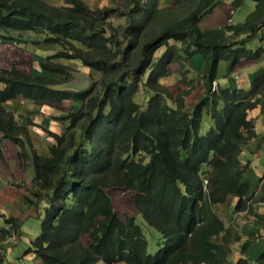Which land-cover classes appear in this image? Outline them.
<instances>
[{
    "label": "trees",
    "instance_id": "obj_1",
    "mask_svg": "<svg viewBox=\"0 0 264 264\" xmlns=\"http://www.w3.org/2000/svg\"><path fill=\"white\" fill-rule=\"evenodd\" d=\"M122 1L91 7L84 0H0L2 38L34 32L43 35L35 43L60 46L45 57L37 50L40 71L28 75L16 63L0 71V131L19 147L21 163L32 161V194L47 204L29 252L41 264H232L241 236L214 206L237 196L236 209L243 211L253 201L252 182L244 176L250 161L241 168L242 153L257 138L250 112L264 110V71L250 90L219 83L215 89V82L221 62L230 78L241 60L264 55V47H247L264 26V0H251L255 8L245 21L207 30L200 23L220 0L167 7L161 0ZM115 18L123 22L115 25ZM199 54L204 91L190 109L192 89L174 96L161 79L173 64L185 67ZM62 59L79 60L100 78L84 91L58 88L77 72ZM141 87L151 94L147 110L137 101ZM16 98L55 108L70 104L57 117L63 127L48 155L35 151L31 121L17 120L7 107ZM115 187L134 191L136 209L160 235L156 251L136 218L117 214L109 193ZM15 222L7 218L9 227L0 228V245L13 232L8 228L17 229ZM249 245L248 239L243 251Z\"/></svg>",
    "mask_w": 264,
    "mask_h": 264
},
{
    "label": "rangeland",
    "instance_id": "obj_2",
    "mask_svg": "<svg viewBox=\"0 0 264 264\" xmlns=\"http://www.w3.org/2000/svg\"><path fill=\"white\" fill-rule=\"evenodd\" d=\"M44 1L54 5L64 4V0ZM84 1H86L91 7H115L123 4L122 0ZM161 1V7L176 4L180 5L183 3V0ZM232 1L233 0H220L215 8L217 9L221 7L220 10L223 8V13H225L223 19L220 17L216 25L217 27L232 26L243 22L246 20L249 13L255 8V3L251 0H246L239 8H235ZM112 22L115 25H118L120 22H123V19L115 18ZM208 23L211 24L213 22ZM26 33H20V36H17L16 39L18 44H15L12 41L13 44L17 47H23L22 43L29 44V41L26 39H30V37L26 36ZM28 34H31L34 38V40L31 41L32 44L29 45V48L38 47L41 57L52 55L60 49V46L57 44L48 45L43 42V44L35 43V40H39V42L42 41L43 35L40 33L31 32ZM230 35L231 38L235 40L242 37L232 33H230ZM247 47L251 49L264 47V26L261 27V31L258 36L254 40L248 42ZM164 50L165 47L159 49L156 52V56L160 57ZM198 56L202 58L200 54ZM35 61H37V58ZM61 61L73 66L77 72L75 76L69 78L63 84L58 85V88L70 89L77 92L84 91L90 89L93 86V83L100 78L98 72L83 65L79 60L67 61L62 59ZM14 63H16L19 68L18 63ZM179 63H175L171 66L169 76L162 78L161 82L167 85L174 96H177L182 90L184 91L191 88L192 93L186 98V101L188 108L192 109L194 104L199 100L198 96H200V91H204L202 77H200L201 72L198 71L194 60L185 62V67L181 66ZM25 64L29 65L31 63L26 61ZM31 66L32 65H29L27 68L30 69ZM225 66L226 65L221 62L218 76L226 78L225 73H223ZM38 68L40 69V66ZM263 71L264 55L258 60L243 59L235 67L234 71L231 72V80L229 79L227 81H230V85H237L244 87L246 90H250L252 88L254 78L257 75L262 74ZM224 78L219 79V81L223 86H226L228 82ZM188 81L189 83H187ZM136 97L137 101L143 104L145 110L149 109L151 94L148 91L142 89L141 87L140 92ZM168 102L171 106H175L172 98H169ZM12 103L19 104L21 107V110H19V107L15 108L12 104H7V107L15 112L16 119L20 121L23 119L30 120L32 123L30 126V138L35 151L39 154L48 155L50 147L55 143L53 136L54 133H60L63 127L62 123L57 120V117L66 115L68 113V109H70V104L57 106L55 108L49 105H38L23 98H16ZM250 117L255 120L257 132L260 134L257 133V138L249 142L244 148L242 153L243 166L241 168L246 165L248 166V162L250 161V165L247 168L248 170L244 173V176L252 181V192L254 194L253 201L248 202L247 209L243 211L236 209V205L239 201L237 196H229L227 202L219 203L214 206L216 213L222 218L226 227H229L241 236V241L233 245V252L230 257L232 264L236 263L240 258L248 259V264H264V258H259V255L264 251V110H262L261 106H258L250 112ZM205 119H207V116H205ZM207 127L208 125H205V129L203 130L206 131ZM15 157V162H7L8 168L15 173V177H10L9 179V189L16 191L18 188H25V191H23L17 199V204L13 209V214L8 218L15 219V223L18 225L16 224V230L10 229L11 227L8 228L9 232H13H11V235H9V237H7L1 244L5 246V243H8L7 245H9L8 247H3V250H8L7 259L3 264H36V260H39V258L35 253L29 252V249L32 247V241L40 235L42 220L44 217L43 210L47 207V204L45 202L38 201L32 194L31 189L34 178V167L32 161L29 160L28 162L21 163L18 153ZM28 184H30V186H28ZM109 193L113 198L115 209L119 217L122 219L127 217L136 218L137 223L143 228L147 235L151 251H156L159 248L158 241L160 239V235L144 221L136 209L134 203V191L127 188L115 187L109 189ZM259 197H263V200H259ZM4 226L9 227L6 224V220L4 225H0V228ZM248 239L250 241V245L248 247V252H245L243 251L242 245ZM40 262H42V260H40Z\"/></svg>",
    "mask_w": 264,
    "mask_h": 264
},
{
    "label": "crops",
    "instance_id": "obj_3",
    "mask_svg": "<svg viewBox=\"0 0 264 264\" xmlns=\"http://www.w3.org/2000/svg\"><path fill=\"white\" fill-rule=\"evenodd\" d=\"M221 8V7H220ZM220 8L215 9V11L208 15L207 17H205L202 21H201V27L203 29H215L218 28L216 25L220 19V17H222L225 15V13H223V8L222 10H220ZM208 22H213L211 24H209ZM26 36H29L30 39H26L29 41V44H23V47H17L13 44V42L17 41V36H20V33L18 35V33H13L11 36L13 37L14 40H6L4 38H2L0 36V71L4 70V69H11L14 62H17L19 65V69L25 73H27L28 75H30L32 73L33 69H37L40 70L38 67L39 62L35 61V55L40 54L38 53V49L37 47H32L29 48V45L32 44V40H34V38L32 37L31 34H25ZM13 41V42H12ZM31 50V51H30ZM38 56V55H37ZM26 61H29V65H32L31 68H27L29 65H26ZM195 63L196 66L198 68V71L201 70L203 68V58H201L200 56H195ZM37 65V66H36ZM224 78L223 76H219V79ZM218 79V81H219ZM226 81L230 78H224ZM217 81V82H218ZM228 84L230 81H227ZM221 86H223L221 84V82H218ZM226 84V86L228 85ZM4 87V84L2 82H0V89H2ZM203 93V91H200V96H198L199 98L202 96L201 94ZM20 99V98H17ZM15 100H11L9 101L7 104L9 105H13L15 108L19 107L18 109L21 110V107L19 106V104L16 103H12ZM17 102V101H16ZM258 133V132H257ZM260 134V133H258ZM18 146L15 145L13 142H11L10 140L6 139L3 137V133L0 131V225H4V222L7 218H9L12 214H13V209L16 207L17 204V199L19 198V196L22 194L23 191H25V188H18L16 191H13L11 189H9V179L14 178L15 177V173L12 172L9 168H8V163L7 162H15L16 157L15 155L18 153L19 154V150H18ZM5 154V155H4ZM19 157V155H18ZM28 186H30V184H28ZM8 243H5V246L8 247L9 245H7ZM4 245H0V264H3L4 261L7 259V254H8V250H3V247H5ZM10 249V248H8ZM36 264H41L40 259L36 260ZM10 264H15V263H10ZM97 264H103V262H99Z\"/></svg>",
    "mask_w": 264,
    "mask_h": 264
},
{
    "label": "clouds",
    "instance_id": "obj_4",
    "mask_svg": "<svg viewBox=\"0 0 264 264\" xmlns=\"http://www.w3.org/2000/svg\"><path fill=\"white\" fill-rule=\"evenodd\" d=\"M206 17H207V16H206ZM200 24H201V23H200ZM200 26H201V25H200ZM201 28H202V27H201ZM202 29H203V28H202ZM203 30H205V29H203ZM206 30H207V29H206ZM15 44H18V43H17V42H15ZM218 79H219V78H218ZM217 81H218V80H217ZM217 81L215 82V84H217V85H218V82H219V81H218V82H217ZM217 85H215V89L217 88ZM257 136H258V134H257ZM250 180H251V179H250ZM251 182H252V181H251ZM98 263H99V262H98ZM103 264H104V263H103Z\"/></svg>",
    "mask_w": 264,
    "mask_h": 264
}]
</instances>
